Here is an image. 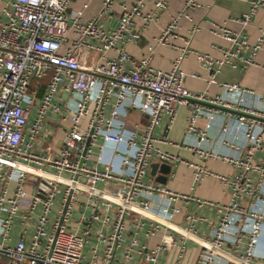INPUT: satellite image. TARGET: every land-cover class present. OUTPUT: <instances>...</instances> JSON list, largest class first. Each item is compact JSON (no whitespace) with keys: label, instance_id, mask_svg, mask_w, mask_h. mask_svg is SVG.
<instances>
[{"label":"built area","instance_id":"2783aa9c","mask_svg":"<svg viewBox=\"0 0 264 264\" xmlns=\"http://www.w3.org/2000/svg\"><path fill=\"white\" fill-rule=\"evenodd\" d=\"M114 1L102 0L99 14L84 20L90 0L69 13L71 0H0V264H158L174 235L180 255L184 241L196 243V264H264V93L216 79L223 66L258 65L264 28L250 42L212 22V34L227 43L220 55L193 51L184 39L163 71L150 65L153 45L139 60L124 45L140 37L134 19L155 21L169 0H154L146 14V0L122 4L117 27L106 28L100 19ZM241 1L250 3L237 19L245 26L264 0ZM200 6L185 0L154 42L167 44L180 19ZM191 53L217 94L184 85L188 74L180 64ZM180 106L189 108L183 136L170 140ZM131 110L145 116L138 131L127 127ZM47 115L56 118L54 128L46 127ZM211 160L232 172L210 170ZM155 162L187 166L194 184L217 179L229 201L199 200L156 183L149 177ZM189 203L214 210V218L184 213ZM180 214L185 226L170 225ZM143 219L150 223L145 233ZM154 237L151 247L146 239Z\"/></svg>","mask_w":264,"mask_h":264},{"label":"crops","instance_id":"0c3cea01","mask_svg":"<svg viewBox=\"0 0 264 264\" xmlns=\"http://www.w3.org/2000/svg\"><path fill=\"white\" fill-rule=\"evenodd\" d=\"M154 0H146L142 14L150 12L153 8ZM201 6L198 9H192L188 12L189 17H183L178 23L177 30L174 35L167 36V44H156L154 39L158 37L162 29L170 22L171 18L178 12L184 9L185 0H169L167 7L163 10L155 21L144 25L141 17L134 19L133 28L139 32L140 37L137 40L128 42L124 45L125 51L136 60L145 57L148 54L147 47L153 45L151 53L150 65L156 69L168 71L172 61L180 54L184 48V39H189V47L198 53H207L210 56L218 57L220 48L227 45L226 41L215 36L211 32V23L224 24L230 30L238 31L246 35L250 42H255L259 35V30L264 28V6L257 9L252 16L251 21L242 26L237 19L244 13L250 10V3L241 0H198ZM134 0H115L111 10L105 17L100 19L102 25L106 28H115L118 25L121 16V5H131ZM80 0H71V5L68 13L79 7ZM102 7V0H90L88 7L84 10L82 18L89 19L99 14ZM112 55L113 51H109L108 55ZM257 66L251 65L244 68H231L223 66L216 75L218 82H236L240 85L250 88L258 93H264V53H258L255 58ZM181 68L188 74L184 85L195 92H207L210 95H215L219 92V87L215 84L207 83L209 72L201 66L196 56L191 53L184 56L181 60ZM195 74L196 76H191ZM189 113L187 106H180L177 109L176 117L172 123L171 129L167 131V137L170 140L180 141L183 136V129L186 125V118ZM51 120L46 125L47 128H54L56 118L49 115ZM165 119L162 120L164 122ZM145 122V116L139 111L131 110L127 117V127L131 130H140V125ZM205 122L204 117H200L197 121L199 126ZM157 131V129H156ZM158 146L168 152L179 154L191 160H196L193 155L182 148L174 147L167 144L159 143ZM97 150L95 149V152ZM205 165L212 171L218 173L229 174L232 168L220 161H206ZM170 172L166 175V183L164 184L170 190L185 195H191L199 200H207L215 203H227L229 195L227 190L212 177L204 178L201 183L194 184L192 179V170L185 165L176 164L170 166ZM151 172V167H150ZM160 174L159 171L156 175ZM149 177L156 181L155 176L151 173ZM158 183V181H156ZM161 184V183H158ZM163 185V184H162ZM99 184L98 187H102ZM184 213L203 215L214 218V210L208 207L198 208L194 203H189L185 206ZM184 214L174 216L170 225L185 226ZM145 227L142 232H146L149 228V221L143 219ZM162 227V226H161ZM165 229L164 227H162ZM197 229L207 233L208 227L201 224L197 225ZM19 228L14 226L12 236L14 239L19 236ZM165 232L162 231V233ZM197 236V235H196ZM202 234L200 233V235ZM142 238V237H141ZM264 239V238H263ZM150 246L157 243L158 238L154 237L151 240L146 239ZM264 243V240H263ZM185 251L179 254V236L174 235L169 241L168 248L161 251L158 259V264H196L199 247L196 243L186 240L184 241Z\"/></svg>","mask_w":264,"mask_h":264},{"label":"water","instance_id":"95a60500","mask_svg":"<svg viewBox=\"0 0 264 264\" xmlns=\"http://www.w3.org/2000/svg\"><path fill=\"white\" fill-rule=\"evenodd\" d=\"M68 12V9H67ZM170 165L167 164H158L157 162L151 164V175L155 176L156 181L161 184L166 183V175L170 172ZM159 171L160 174L156 175V172Z\"/></svg>","mask_w":264,"mask_h":264},{"label":"trees","instance_id":"16d2710c","mask_svg":"<svg viewBox=\"0 0 264 264\" xmlns=\"http://www.w3.org/2000/svg\"><path fill=\"white\" fill-rule=\"evenodd\" d=\"M47 80H48V77H47ZM47 80L46 81H43V83L40 82L41 85H40V89L38 91L39 95L43 92V90H44V88H45V86L47 84Z\"/></svg>","mask_w":264,"mask_h":264},{"label":"rangeland","instance_id":"374dc122","mask_svg":"<svg viewBox=\"0 0 264 264\" xmlns=\"http://www.w3.org/2000/svg\"><path fill=\"white\" fill-rule=\"evenodd\" d=\"M46 80H47V77L43 78V79L41 80V83H43V81H46ZM2 264H6V263L3 262Z\"/></svg>","mask_w":264,"mask_h":264}]
</instances>
